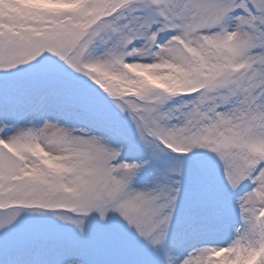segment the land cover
<instances>
[{"label": "snow or ice", "instance_id": "1", "mask_svg": "<svg viewBox=\"0 0 264 264\" xmlns=\"http://www.w3.org/2000/svg\"><path fill=\"white\" fill-rule=\"evenodd\" d=\"M0 264H264V0H0Z\"/></svg>", "mask_w": 264, "mask_h": 264}]
</instances>
